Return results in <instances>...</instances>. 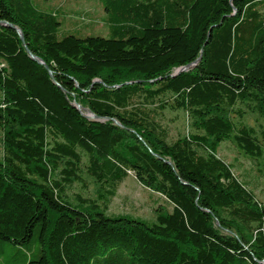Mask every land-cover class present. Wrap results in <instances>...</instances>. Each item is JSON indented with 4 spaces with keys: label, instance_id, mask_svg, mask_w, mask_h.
I'll use <instances>...</instances> for the list:
<instances>
[{
    "label": "trees",
    "instance_id": "obj_1",
    "mask_svg": "<svg viewBox=\"0 0 264 264\" xmlns=\"http://www.w3.org/2000/svg\"><path fill=\"white\" fill-rule=\"evenodd\" d=\"M79 1L106 37L0 0L53 76L0 26V264H264V206L216 155L264 163V0ZM165 110L195 132L170 140ZM129 173L164 199L153 222L106 214ZM82 174L100 200L69 197Z\"/></svg>",
    "mask_w": 264,
    "mask_h": 264
},
{
    "label": "rangeland",
    "instance_id": "obj_2",
    "mask_svg": "<svg viewBox=\"0 0 264 264\" xmlns=\"http://www.w3.org/2000/svg\"><path fill=\"white\" fill-rule=\"evenodd\" d=\"M35 4L41 10L56 12L59 20L65 21L64 23L77 21L79 25H91L92 30L88 31L89 34L107 36V27L103 26L102 21V10L96 4H88L79 0H35ZM242 119L244 123L252 126L255 130L260 129L261 121L255 114L245 110ZM233 120L236 121V118ZM160 123L168 128L170 140L186 137L195 132L188 116L182 111L165 110L161 115ZM216 155L231 165L233 173L264 206L263 161H251L230 140L223 141L217 146ZM1 156L2 147L0 144ZM83 163H85V159H83ZM82 178L85 180V187L73 184L67 190L69 197L73 199L75 195H80L84 198L100 200L98 185L85 174H82ZM161 206H165L164 199L159 194L144 188L135 180L133 174L129 173L127 178L117 185L116 195L108 201L106 214L110 216L126 215L153 222L155 211Z\"/></svg>",
    "mask_w": 264,
    "mask_h": 264
},
{
    "label": "water",
    "instance_id": "obj_3",
    "mask_svg": "<svg viewBox=\"0 0 264 264\" xmlns=\"http://www.w3.org/2000/svg\"><path fill=\"white\" fill-rule=\"evenodd\" d=\"M0 26L8 27V28H10V29H13V30L16 32V34L18 35L20 41L22 42V44H23V46H24V49H25V51H26L28 57H29L32 61L36 62L37 64L42 65V66L46 69V71L48 72V74L50 75L51 79L53 80L52 73H51V71L48 69V67L44 64V62H43L41 59H39L38 57H36L35 55H33V54L27 49V47H26V45H25V43H24V37H23V35H22L20 29L17 28V27H15V26H13V25H11V24H9V23H7V22H4V21H0ZM196 62H197V61H196ZM193 65H194V64H189V65H187V66H184V67H181V68L177 69L174 75H177V74H179V73H181V72H183V71H186V70L190 69ZM55 84H56V83H55ZM56 85H57V84H56ZM72 106L75 107V108L77 109V111H78L83 117H85V118L88 119V120H91V121H105V120H108V118H100V117L94 115V114H93L89 109H87V108H81V106H80L79 104L75 103V102H72ZM112 121H113V123H114L115 125L121 127V125H120L117 121H115V120H112ZM217 225H218V223H217Z\"/></svg>",
    "mask_w": 264,
    "mask_h": 264
},
{
    "label": "bare ground",
    "instance_id": "obj_4",
    "mask_svg": "<svg viewBox=\"0 0 264 264\" xmlns=\"http://www.w3.org/2000/svg\"><path fill=\"white\" fill-rule=\"evenodd\" d=\"M82 108V107H81Z\"/></svg>",
    "mask_w": 264,
    "mask_h": 264
}]
</instances>
